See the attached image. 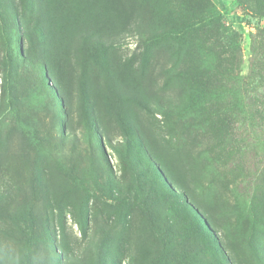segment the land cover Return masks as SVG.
Returning a JSON list of instances; mask_svg holds the SVG:
<instances>
[{
  "label": "rangeland",
  "instance_id": "374dc122",
  "mask_svg": "<svg viewBox=\"0 0 264 264\" xmlns=\"http://www.w3.org/2000/svg\"><path fill=\"white\" fill-rule=\"evenodd\" d=\"M0 264H264V0H0Z\"/></svg>",
  "mask_w": 264,
  "mask_h": 264
}]
</instances>
